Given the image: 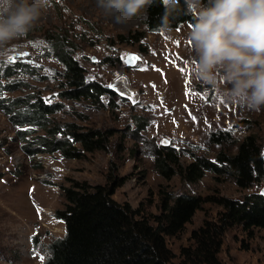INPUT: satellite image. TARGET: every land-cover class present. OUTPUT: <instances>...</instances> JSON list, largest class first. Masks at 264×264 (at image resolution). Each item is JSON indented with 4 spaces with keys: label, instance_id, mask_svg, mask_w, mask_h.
<instances>
[{
    "label": "rangeland",
    "instance_id": "rangeland-1",
    "mask_svg": "<svg viewBox=\"0 0 264 264\" xmlns=\"http://www.w3.org/2000/svg\"><path fill=\"white\" fill-rule=\"evenodd\" d=\"M146 17L147 8L120 26L96 7L95 0H49L35 27L0 55V72L14 62L31 66L2 77L0 96L30 95L31 101L41 96L60 107L51 115L54 123H75L81 130H99L104 137L102 147L69 158L40 149L46 130L31 123L17 125L0 107V264H44L50 244L65 235V223L56 211L65 205L64 187L74 181L96 184L106 183L110 174L125 176L114 198L140 206L148 215L159 211L163 191L242 197L264 190V180L241 188L226 174L208 171L192 182L179 173L167 178L157 168L159 150H173L180 163L188 164L197 155L215 160L222 149L235 151L237 142L250 133L264 143V110L257 113L225 103L215 89L194 79L186 40L193 23L147 31ZM60 35L85 67L87 81L113 93L79 99L61 95L65 64L52 41ZM131 52L141 57L133 66L125 61ZM120 77L139 93L122 95ZM22 130L28 133L25 138ZM213 132H229L232 140L218 143ZM220 209L205 202L181 233L167 236L169 246L179 254L191 243L192 229L216 218ZM219 255L224 264H264V229L247 232L233 225Z\"/></svg>",
    "mask_w": 264,
    "mask_h": 264
},
{
    "label": "trees",
    "instance_id": "trees-1",
    "mask_svg": "<svg viewBox=\"0 0 264 264\" xmlns=\"http://www.w3.org/2000/svg\"><path fill=\"white\" fill-rule=\"evenodd\" d=\"M171 2L153 0V4L147 7V31L165 29L162 24ZM183 9L184 0H180V9L167 17L168 28L195 22L194 15L184 14ZM60 36L53 37L52 41L65 64L61 95L79 99L113 93L112 89L98 82L87 81L85 67ZM30 68V64L24 62L5 65L0 79L10 78L14 69ZM0 107L10 115L13 123L36 124L46 130V135L40 137V145L44 146H40L42 150L60 151L64 156L74 158L102 147L104 137L99 130H81L75 123H68L65 127L54 123L51 115L60 107L56 103L45 102L41 96L34 101L30 95L0 96ZM144 123H141L142 128L146 126ZM27 134L21 131L22 138ZM227 134L213 132L212 139L218 143L232 140L230 133ZM77 142L82 147H77ZM156 164L167 178L179 173L195 182L210 171L217 175H230L241 188H251L264 180L263 142L250 133L237 142V150L222 149L215 160L197 155L188 164L180 163L173 150H159ZM125 181V176L110 174L106 183L74 181L64 187L66 202L63 208L57 209L56 215L65 223V235L50 244V254L44 264H224L219 254L230 227L241 225L247 232L255 228L264 229V190H251L242 197L217 193L203 196L187 192L173 195L163 191L159 211L148 215L140 206L114 198L116 188ZM209 201L221 206L217 217L207 218L192 229L191 243L182 246L177 254L169 246L167 236L181 233L196 211Z\"/></svg>",
    "mask_w": 264,
    "mask_h": 264
},
{
    "label": "clouds",
    "instance_id": "clouds-1",
    "mask_svg": "<svg viewBox=\"0 0 264 264\" xmlns=\"http://www.w3.org/2000/svg\"><path fill=\"white\" fill-rule=\"evenodd\" d=\"M115 25L125 26L153 0H95ZM49 0H0V55L41 20ZM180 9L168 5L167 17ZM184 14L194 15L187 34L193 54L192 75L215 89L225 103L253 112L264 110V0H184Z\"/></svg>",
    "mask_w": 264,
    "mask_h": 264
},
{
    "label": "water",
    "instance_id": "water-1",
    "mask_svg": "<svg viewBox=\"0 0 264 264\" xmlns=\"http://www.w3.org/2000/svg\"><path fill=\"white\" fill-rule=\"evenodd\" d=\"M133 56H135V57H138V59L135 61V62H132V60H131V58L133 57ZM141 59V57L138 55V54H136L135 52H131V53H129L127 56H126V59H125V61H126V63H127V65H129V66H133V65H135L136 64V62L138 61V60H140ZM121 78V77H120ZM119 78V79H120ZM123 81H124V83H123V86H121L120 85V87L119 88H122V93H123V95H126V96H132L133 94H135V95H137L138 93H139V89L138 88H134V87H132L131 85H129V83H128V81H127V79H125V77H122L121 78ZM134 95V96H135ZM264 144V143H263ZM263 150H264V145H263Z\"/></svg>",
    "mask_w": 264,
    "mask_h": 264
},
{
    "label": "snow or ice",
    "instance_id": "snow-or-ice-1",
    "mask_svg": "<svg viewBox=\"0 0 264 264\" xmlns=\"http://www.w3.org/2000/svg\"><path fill=\"white\" fill-rule=\"evenodd\" d=\"M137 59H138V57H135V56H133V57L131 58L132 62H135ZM182 70H183V69H182ZM121 94L123 95V93H121Z\"/></svg>",
    "mask_w": 264,
    "mask_h": 264
}]
</instances>
